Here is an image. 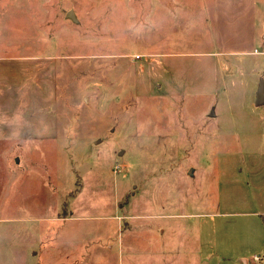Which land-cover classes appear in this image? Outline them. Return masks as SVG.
<instances>
[{
  "label": "rangeland",
  "instance_id": "obj_1",
  "mask_svg": "<svg viewBox=\"0 0 264 264\" xmlns=\"http://www.w3.org/2000/svg\"><path fill=\"white\" fill-rule=\"evenodd\" d=\"M224 7L0 0V264H257L264 69Z\"/></svg>",
  "mask_w": 264,
  "mask_h": 264
},
{
  "label": "crops",
  "instance_id": "obj_2",
  "mask_svg": "<svg viewBox=\"0 0 264 264\" xmlns=\"http://www.w3.org/2000/svg\"><path fill=\"white\" fill-rule=\"evenodd\" d=\"M216 5H225L223 13L210 15V29L215 30V47L222 54L229 58L231 66L240 70L244 65L242 62L248 61L256 73L259 69H264V0H214ZM251 57L250 59L245 57ZM228 60V59H227ZM228 63V61H227ZM256 81L252 90V101L257 106L254 113L260 118L253 122L264 123V70L256 75ZM213 116L214 113H211ZM256 186L263 188L264 184ZM260 190V192L262 191ZM257 191V190H256ZM264 199V198H263ZM257 215L258 241L264 246V200L252 212ZM263 249V248H262ZM264 252V251H263ZM253 252L252 255H255ZM261 261L253 260L257 264H264V253ZM243 263H248V259L243 257Z\"/></svg>",
  "mask_w": 264,
  "mask_h": 264
},
{
  "label": "water",
  "instance_id": "obj_3",
  "mask_svg": "<svg viewBox=\"0 0 264 264\" xmlns=\"http://www.w3.org/2000/svg\"><path fill=\"white\" fill-rule=\"evenodd\" d=\"M66 17L73 19V18H74V14H73V12H72V11H68V12L66 13Z\"/></svg>",
  "mask_w": 264,
  "mask_h": 264
},
{
  "label": "built area",
  "instance_id": "obj_4",
  "mask_svg": "<svg viewBox=\"0 0 264 264\" xmlns=\"http://www.w3.org/2000/svg\"><path fill=\"white\" fill-rule=\"evenodd\" d=\"M261 258H262L261 255H257V254L253 255V260L255 261L260 260Z\"/></svg>",
  "mask_w": 264,
  "mask_h": 264
}]
</instances>
